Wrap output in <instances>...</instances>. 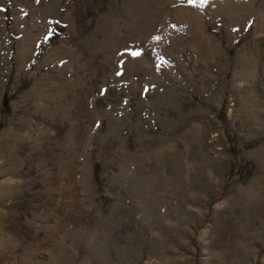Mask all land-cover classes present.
<instances>
[{
    "label": "rangeland",
    "instance_id": "374dc122",
    "mask_svg": "<svg viewBox=\"0 0 264 264\" xmlns=\"http://www.w3.org/2000/svg\"><path fill=\"white\" fill-rule=\"evenodd\" d=\"M263 44L264 0H0V264H264Z\"/></svg>",
    "mask_w": 264,
    "mask_h": 264
},
{
    "label": "bare ground",
    "instance_id": "6f19581e",
    "mask_svg": "<svg viewBox=\"0 0 264 264\" xmlns=\"http://www.w3.org/2000/svg\"><path fill=\"white\" fill-rule=\"evenodd\" d=\"M263 45H264V44H263ZM263 45H262V46H263ZM263 47H264V46H263ZM256 155H257V154H256ZM259 169H260V168H259ZM249 187H250V186H249ZM246 190H247V189H246ZM243 191H244V190H243Z\"/></svg>",
    "mask_w": 264,
    "mask_h": 264
}]
</instances>
